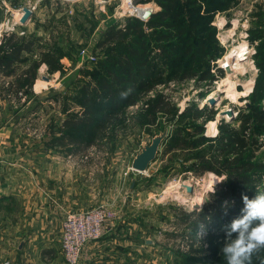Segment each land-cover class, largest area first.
<instances>
[{"label": "rangeland", "instance_id": "obj_1", "mask_svg": "<svg viewBox=\"0 0 264 264\" xmlns=\"http://www.w3.org/2000/svg\"><path fill=\"white\" fill-rule=\"evenodd\" d=\"M37 1L39 13L36 20L48 28L46 32H30L40 38L42 48L48 47L62 55L63 69L50 72L47 65H43L33 86V94L28 98L5 96L0 81V179L6 184L4 187H11L10 182L18 171L20 173L12 186H16V183L20 186L21 179L42 178L48 160L55 162L62 157L69 165L76 161L84 163L92 168L87 174L84 173L87 175L86 184L81 186L85 187L88 199H91L89 207L106 205L118 211L120 216L116 221L131 215L138 225L126 233L127 238H133L132 241H137L138 246L117 244L118 239H123L116 237L120 236L118 233L114 236L113 248L104 244L106 247L102 252L111 249L121 259L125 258L119 264H189L192 257L198 259L195 260L196 264H226L221 252L225 232L218 224L222 221L226 223L225 217L228 216L224 202H235L238 195L222 199L219 192L227 188V174L202 171L197 167L199 160L194 158L196 153L201 152L210 155L209 152L213 150L211 144L216 141L196 143L193 148H179L168 154L164 153L165 141L146 173L133 171L131 165L142 148L164 128H168V135L174 134L176 128H182L185 136L191 140L197 139L200 136L197 132L201 131L202 136L211 140L220 134L223 123L240 127L238 114L241 109L249 112V107L257 103H254L252 96L260 88L259 80L264 72V36L262 39L256 38L260 32L264 33V0H231L225 2L226 5L222 0H177L173 21L181 20L182 24H187V35L193 40H204L210 50L207 57L209 63H197L195 68L200 73L211 70L216 79L213 82L196 78L172 79V72L189 70L194 63L189 57H181V62L176 63L174 56L162 54V57L155 59L153 73L156 75L159 72L160 75H156L152 83L165 82L156 85L154 95H145L138 107L129 106L122 113L121 122L109 123L99 132L95 144L79 152L72 151L74 147L71 145L63 146L56 139L63 135L64 119L80 115L82 107L77 95L84 86L99 88L101 76L111 78L109 70L114 66L108 58L120 53L117 50L97 49V42L113 18L123 20L137 16L145 21L144 26L149 30L146 22L164 8L158 0H140L137 3L134 0H76L72 1L71 8L65 0H49L47 4L45 0ZM46 5L60 16L50 18ZM138 5L150 7L151 15L145 17L132 7ZM41 7L45 11H41ZM20 8L22 6L11 7L9 12L6 10L9 14L0 23L1 36L7 31H21L24 24L18 21ZM63 13L66 15L63 16ZM149 38L154 37L149 35ZM243 43L248 48L243 65L234 64L231 70L221 68L220 65L225 64V56ZM158 52L159 49L155 48L153 55ZM211 55H215L216 59L212 60ZM34 57L30 55V58ZM92 91L96 92L94 89ZM232 91L236 92V98L232 96ZM157 94L168 96L175 110L170 114L157 113L158 120L154 125L146 121L141 124V116L149 112ZM211 94L215 97L210 98V103L208 98ZM261 104L264 109V99ZM191 106L206 108V115L198 119L192 117L193 113L183 115L186 108ZM261 140L264 142V134ZM256 156L264 161V143L256 150ZM12 165L14 168L11 170ZM213 187L215 191L211 193ZM258 192H264V177L256 187V194ZM94 195L98 198L96 202ZM196 208L200 211L197 212ZM205 209L209 212L207 221L213 219L212 213H222V221L216 218L215 224L205 223L201 230L195 231L193 228L198 214ZM229 220L230 225L232 219ZM63 221L64 218L59 238ZM107 232L99 240V245ZM211 232H214L213 237H210ZM194 248L201 250L193 252ZM88 258L86 251L82 261L86 263ZM262 261L264 251L253 257L252 264H262Z\"/></svg>", "mask_w": 264, "mask_h": 264}, {"label": "trees", "instance_id": "obj_2", "mask_svg": "<svg viewBox=\"0 0 264 264\" xmlns=\"http://www.w3.org/2000/svg\"><path fill=\"white\" fill-rule=\"evenodd\" d=\"M225 2L231 0H222ZM49 0H45L48 3ZM164 10H160L153 18H149L146 22L148 29L144 26L141 18L126 17L118 20L114 24L108 26L103 37L97 42V49H109L118 51L120 55H111L108 60L114 68L109 70L111 78L101 76L99 88L84 86L83 91L77 95L78 102L82 110L79 116H68L62 124L63 135L57 138L56 142L63 146L71 145L74 147L72 151H84L96 142V137L100 131L107 127L109 123L121 122L122 113L132 105L138 104L145 95L153 91L157 84L165 81H152L156 78L153 73L155 68V59L157 57L169 55L174 56L176 63L181 62V57H189L194 65L189 70H177L172 72V79L186 80L199 79L213 82L216 76L211 70H205L200 73L195 68L197 63H209V47L206 46L204 40H193L189 37L188 25L182 24L181 20L173 21V12L175 10L177 0H158ZM20 5H15L18 8ZM64 8V6H62ZM201 8V7H200ZM209 10V9H208ZM214 10V9H213ZM57 15L52 12L50 18ZM178 13L175 14L177 16ZM210 20H208L209 22ZM1 23V20H0ZM197 27V25H194ZM194 27V28H195ZM21 31H7L0 35V81H2V93L16 99L30 97L33 94V86L38 79L39 70L43 64H46L48 71H61L62 55L48 47L42 48L40 38H37L32 32L29 33L27 28L22 25ZM23 32V33H22ZM153 35L154 38H149ZM263 32H260L257 39H262ZM114 44L119 45L115 48ZM155 48L159 52L153 55ZM30 55H35L30 58ZM212 60L216 56L211 55ZM212 60L210 62H212ZM222 73L223 70H220ZM259 80L260 88L254 91L252 99L254 106L249 107V112L240 110L238 116L241 121L239 128L231 126V123H223L220 126V134L214 139H208L200 134L197 139L191 140L182 128H176L174 134L168 135L165 140V154L175 151L179 148H193L196 143L216 141L211 144L213 150L196 153L195 157L199 160L198 168L202 171L210 170L219 175L227 174V188L225 191L219 192V196L225 199L227 196H237L234 204L229 202L226 223L223 224L222 213L213 214L210 220L215 224V219L222 223L223 232L226 233L229 219H233L239 215L243 207L242 194L247 195L250 199L256 194V187L260 184L264 177V161L257 159L256 150L264 143L261 140L264 134V109L261 101L264 99V72H262ZM112 79V80H111ZM128 92L126 97L122 93ZM169 97L164 94H157L152 100L149 112L143 119L139 120L141 124L148 122L149 125L157 123V113H172L175 107L171 105ZM257 100V101H256ZM206 108L198 106L188 107L182 114L187 115L193 113V118H201L206 115ZM66 138V139H65ZM61 145V146H62ZM225 209V208H224ZM230 210V211H229ZM209 212L203 210L198 214V218L194 223V230L198 231L201 226L207 224V216ZM211 213V212H210ZM232 215V216H231ZM224 219V218H223ZM207 221V222H206ZM209 222V223H210ZM214 236V232L210 233V237ZM200 248H194L193 252H199ZM195 257L189 259L191 263L196 264ZM189 263V264H191Z\"/></svg>", "mask_w": 264, "mask_h": 264}, {"label": "crops", "instance_id": "obj_3", "mask_svg": "<svg viewBox=\"0 0 264 264\" xmlns=\"http://www.w3.org/2000/svg\"><path fill=\"white\" fill-rule=\"evenodd\" d=\"M65 1L69 3V8H71V4L76 0ZM38 3L37 0H34V2L32 0H0V20L3 22L7 18L9 14L7 11L9 12L11 7L14 9V4L20 5L22 8L36 4L31 19L24 26L29 33L32 30L33 32L39 31L38 33H41V31L46 32L48 27L36 20L39 13L36 9ZM46 9H48V15L51 16L53 10L48 8L47 5ZM41 11H45V8L41 7ZM23 14L24 12L20 11V17ZM62 15L65 16L66 13ZM56 16L60 15L57 13ZM116 20L118 19L113 18L110 25L114 24ZM1 135L2 132H0V158H2ZM76 162H72L70 165L66 164L62 157H59V160L55 162L48 160L42 178H37V180L32 177H29V180L21 179L25 184L20 182V186L17 183L16 186H12L17 174L20 173L19 171L10 182L9 186L11 187H4L6 184H3L0 179V258L2 261L10 259L11 264H66L59 245L62 220L70 211L89 207L90 204L88 203L91 201L90 198L88 199L87 190L81 186L86 184L87 175L85 176L84 173L87 174V171L89 172L92 168L84 163ZM13 168L14 165L10 169ZM15 169L18 170V167H15ZM1 170L2 162L0 161V173ZM94 199L96 202L98 198L94 195ZM124 217L125 219L117 220L115 226L108 230L100 245L97 242L88 246L87 254L90 258L86 260L87 264L123 263L125 258L122 257L121 259L115 251L110 249L107 252H102L106 247L104 244L114 246V236L118 233H120L118 234L120 236L116 237L123 239H118L117 244L127 247L129 245L134 247L138 244L137 241H132L133 238L130 240L126 236V233L138 226L136 219L134 220L135 217L131 215Z\"/></svg>", "mask_w": 264, "mask_h": 264}, {"label": "clouds", "instance_id": "obj_4", "mask_svg": "<svg viewBox=\"0 0 264 264\" xmlns=\"http://www.w3.org/2000/svg\"><path fill=\"white\" fill-rule=\"evenodd\" d=\"M127 95L128 92L122 93L124 97ZM214 191L215 187L211 193ZM242 203L239 215L232 219L225 233L221 252L226 264H252L253 257L264 251V192L251 199L242 194ZM228 206L229 202H224L225 214Z\"/></svg>", "mask_w": 264, "mask_h": 264}, {"label": "built area", "instance_id": "obj_5", "mask_svg": "<svg viewBox=\"0 0 264 264\" xmlns=\"http://www.w3.org/2000/svg\"><path fill=\"white\" fill-rule=\"evenodd\" d=\"M35 6L32 5L30 8L35 9ZM21 9L20 11H22ZM18 21H20V17ZM217 63L219 64L220 61ZM221 65L220 67L225 69ZM149 94L154 95L153 91ZM138 106L139 103L130 107ZM118 216V211L103 204L67 213L60 236V248L66 264H85L82 258L85 256L88 246L99 242L104 233L115 226ZM0 264H11V260H0Z\"/></svg>", "mask_w": 264, "mask_h": 264}, {"label": "water", "instance_id": "obj_6", "mask_svg": "<svg viewBox=\"0 0 264 264\" xmlns=\"http://www.w3.org/2000/svg\"><path fill=\"white\" fill-rule=\"evenodd\" d=\"M140 0H134L135 3L139 2ZM22 11L24 12L23 16L20 18L21 24H27L28 21L31 19L33 15V11L29 6H24L22 8ZM151 13H147L145 17H149ZM210 102H212V99H210ZM228 112H231V110H228ZM232 115V113H230ZM168 128H164L161 132H159L157 135H155L151 142L147 145H145L142 150L136 155L132 162V170L136 172H146L152 162L156 160L161 146L164 142V140L168 137ZM191 191L192 189L189 188ZM24 241L21 243V247L23 245Z\"/></svg>", "mask_w": 264, "mask_h": 264}, {"label": "bare ground", "instance_id": "obj_7", "mask_svg": "<svg viewBox=\"0 0 264 264\" xmlns=\"http://www.w3.org/2000/svg\"><path fill=\"white\" fill-rule=\"evenodd\" d=\"M133 8H136L138 11H140V14H144L146 15L147 13H151L152 10H150L151 8L148 7V6H142V5H138V6H132ZM150 8V9H149ZM32 9V8H31ZM33 10V9H32ZM21 18V17H20ZM248 48H247V44L246 43H243L241 45H237L235 49H233L232 51H230L226 56L225 58L223 59V62L225 64H223L222 62V65L221 66H224L226 69L228 70H231L234 68V64H240V65H243V61L247 59V56L245 55L248 51ZM235 88V87H234ZM215 94V93H214ZM214 94H211V96L208 98V100L210 98H214L215 95ZM232 96L234 98H236V92L235 91H232ZM217 97V96H216ZM210 101V100H209ZM211 103V102H210ZM228 111V109H227ZM226 111V112H227ZM228 114V113H227ZM191 185L187 186V187H190Z\"/></svg>", "mask_w": 264, "mask_h": 264}]
</instances>
